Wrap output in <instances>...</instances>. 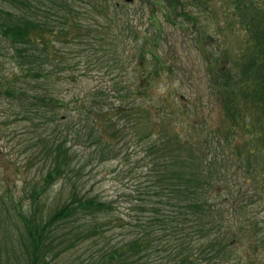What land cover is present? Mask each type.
<instances>
[{"label": "trees", "instance_id": "16d2710c", "mask_svg": "<svg viewBox=\"0 0 264 264\" xmlns=\"http://www.w3.org/2000/svg\"><path fill=\"white\" fill-rule=\"evenodd\" d=\"M58 5L65 10V18L71 16L68 1ZM150 5L151 20L158 19L154 15L158 8L166 20H179L201 44L205 74L200 73L206 79L201 75L202 82L190 84L192 89L188 85L189 94L164 90L163 97L169 102L141 103L144 111L136 131L139 143L148 140L139 176L144 179L137 180L130 192L110 198L73 187L59 206L45 214L35 207L33 193L28 204L31 209L27 215L20 213L23 255L16 258L19 264H192L196 257L215 258L219 264H256L247 254L264 240L255 239L260 225L256 216L264 211V188L253 191L250 186V178L251 182L264 179V0H152ZM26 7L30 9L29 4ZM8 14L1 10L0 32L12 43L17 69L26 65L23 74L36 78L32 64H45L51 42L33 33L42 26L30 17L33 14L24 10L15 19ZM145 51L151 54L154 66L151 74L141 76L140 91L150 89L153 72L173 74L177 68V63L166 62L150 48ZM140 55L143 60L144 52ZM63 59L55 58V62ZM59 69L73 72L63 66ZM1 89L6 95L32 93L31 89L4 85ZM140 91L137 93L143 97ZM87 97L75 100L77 116L65 115L64 123L58 124L62 139L57 143L53 139L48 146V155L53 152V157L45 190L61 181V194L71 176L67 136L73 131L77 144L103 157L106 143L122 130L119 120L108 121V108H100L95 97L94 101ZM26 98L35 96L32 93ZM84 98L86 102H82ZM214 113L220 118L221 131L208 127V114ZM205 124L204 134L201 127ZM191 128L199 133L191 135ZM149 150L156 159L150 158ZM85 166L79 164L78 169ZM239 180V201L229 203L222 188L234 189ZM124 202H128L126 213L119 214ZM107 228L119 232L101 239L100 233ZM241 234L245 235V251L238 250V256L236 244L244 240ZM115 237L116 245H110ZM94 242L99 245L96 251L91 249ZM78 248L83 250L76 258L67 261L63 257ZM159 250L165 251L164 257H152Z\"/></svg>", "mask_w": 264, "mask_h": 264}, {"label": "rangeland", "instance_id": "374dc122", "mask_svg": "<svg viewBox=\"0 0 264 264\" xmlns=\"http://www.w3.org/2000/svg\"><path fill=\"white\" fill-rule=\"evenodd\" d=\"M25 1L0 0V15L2 9L14 19L24 10L28 15L33 14L30 17L48 27L41 26L33 33L48 38L51 43L47 48L45 64L38 67L33 62L32 72H37L38 77L32 78L23 74L27 70L26 65L17 69L19 62L13 55L12 43L0 32V264H19L16 258L21 259L23 255L19 238L20 213L25 214L31 209L28 204L33 193L36 196L35 207L45 214L59 206L73 187L110 198L117 193L130 192L137 180L140 183L144 179L139 176L148 140L139 143L136 131L137 120L144 111L141 103L169 102L168 98L163 97L164 90L189 94L188 85L198 83L201 75L206 79L201 44L180 26L179 20H166L158 8L154 13L158 19L151 20L152 0ZM65 1L72 7L68 18L64 17L65 10L58 5V2ZM26 4L30 5V9ZM200 17L203 19L204 15ZM30 47L34 48V44ZM145 47L154 54L159 53L166 62L177 63V68L174 75L164 71L153 72L150 89L140 91L141 76L151 74L154 66L151 54L145 51ZM140 52H144L143 60H140ZM62 57L61 63L55 62V58ZM62 66L73 72L59 69ZM2 85L31 89L35 99H27L26 95H32L27 92L24 95H6L1 91ZM191 86L194 85H190V89ZM139 91L144 93L143 97L139 96ZM84 95H88L91 101L95 97L100 108H108V121L119 120L122 130L116 138L106 143L104 151L107 153L103 157L92 155L87 147L77 144L79 141L73 131L67 136V146L72 154L71 176L66 180L61 194V182L45 190L44 180L53 157V152L48 155V146L53 139H56V143L62 139L58 124L64 123L65 115L77 116L75 100ZM87 98L82 102H86ZM55 99L58 101L52 103ZM216 113L208 114V127L221 131L220 118L215 116ZM206 127V124L201 127L204 134ZM139 128L143 130L141 125ZM189 133L196 135L199 132L191 128ZM212 141L216 142L215 139ZM244 148L242 146L240 151ZM149 156L156 159L153 151L149 150ZM79 164L86 166L80 171ZM240 182L234 189L222 188L227 202L239 201L237 188ZM250 186L253 191L261 190L264 179L251 182L250 178ZM258 202L262 204L261 199ZM127 204L124 202L117 212L125 214ZM223 206L227 207V204ZM256 219L260 225L255 239H259L264 237V211L259 212ZM108 228L100 233L101 239L119 232ZM118 229L121 231L120 227ZM241 235L244 240L236 244L238 256V250L245 251L242 247L246 242L245 235ZM116 241L115 237L109 244L114 246ZM262 243L264 240L252 247L255 251L250 249L251 252L247 254L256 260V264H264ZM99 244L102 245L100 240ZM98 248L95 242L91 245L92 251ZM81 250L65 252L63 257L69 261L76 258ZM164 254L165 251L159 250L153 252L152 257L161 259ZM192 264L219 263L215 258L208 261L196 257Z\"/></svg>", "mask_w": 264, "mask_h": 264}]
</instances>
